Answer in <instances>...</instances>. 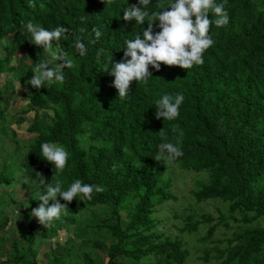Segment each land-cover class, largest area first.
Instances as JSON below:
<instances>
[{
	"label": "trees",
	"instance_id": "1",
	"mask_svg": "<svg viewBox=\"0 0 264 264\" xmlns=\"http://www.w3.org/2000/svg\"><path fill=\"white\" fill-rule=\"evenodd\" d=\"M158 2L151 0L147 10L161 11ZM174 2L167 0L163 8ZM214 2L224 3L229 23L216 26L209 10L214 43L203 53L204 63L189 69L161 64L159 71L149 65L151 77L131 82L128 96L119 98L107 71L124 58L125 41L148 27L147 20L140 25L122 18L138 0H0V264H186L189 253L181 235L201 227L198 251L207 264H264V0ZM29 21L69 31L44 51L30 42ZM158 23L153 34L160 31ZM93 28L101 31L99 39ZM76 35L86 45L83 56L75 49ZM54 46L71 60L62 70L64 81L53 79L39 90L26 85L37 61H50L49 67L60 62L50 60ZM18 53L23 56L13 64ZM15 85L27 89L24 113L47 117L33 119L27 129L31 137L23 141L9 130L3 109L4 96ZM178 93L185 97L179 115L156 119V101ZM44 142L68 152L62 171L44 160ZM161 142H179L184 153L168 161L207 175L191 191L195 204L225 205L217 217L197 215L190 207L174 213L175 236L160 231L166 217L159 215L176 201L164 179L168 161L155 159ZM77 179L104 191H94L91 200L82 194L71 202L57 197L68 214L44 225V236L51 239L73 224L69 246L60 248L56 241L58 249L48 250L40 263L31 220L26 222L30 231L8 244L6 207L18 201L16 189L27 194L21 206L29 217L42 203L35 198L47 183L59 180L67 190ZM84 211L89 216L76 221ZM219 229L225 232L216 237ZM92 250L105 251L107 261L91 257Z\"/></svg>",
	"mask_w": 264,
	"mask_h": 264
},
{
	"label": "clouds",
	"instance_id": "2",
	"mask_svg": "<svg viewBox=\"0 0 264 264\" xmlns=\"http://www.w3.org/2000/svg\"><path fill=\"white\" fill-rule=\"evenodd\" d=\"M167 0H159L157 6H161L159 12H150L147 6L151 0H138V4L129 5L123 11V20H135L137 24L143 25L147 20V29L141 30L134 39L125 41L126 51L124 58L111 66L107 73L113 76V86L118 90L119 98H125L129 94L131 82L144 81L151 77L149 65L156 71L160 70V65L179 66L183 69L192 68L193 65L204 63L202 58L206 49L210 48L214 41L209 36L211 23L208 16L209 10L217 17L214 21L216 26H223L229 23V15L225 11L224 3L216 4L214 0H175L163 8ZM193 17L195 18L193 20ZM158 23L159 32L153 34V25ZM31 34V43L43 46L44 51L52 48V42L59 40L62 34L68 33L69 29L57 26L52 30H47L29 21L25 25ZM84 29H81L83 32ZM92 32L96 39L102 35L101 31L93 28ZM142 33V35H141ZM75 49L81 56L86 53V45L79 35L74 37ZM130 57V59H128ZM55 59L60 61L54 67H49L50 61H37L33 70L32 78L26 81V85L39 90L46 82H63L65 76L62 70L71 67V60L68 54L58 51ZM112 57L109 58L111 64ZM27 90V89H25ZM185 97L183 94L163 95L156 101V119L173 120L179 115V107ZM161 133L163 132L160 131ZM177 144L171 142H161L158 145V152L155 157L157 161L175 160L183 156V151ZM44 160L55 166L59 172L62 171L68 161V152L64 147L56 143L44 142L40 145ZM103 192L104 188L99 185L83 183L77 179L68 187L62 190L61 182L57 180L55 184L47 183L42 191L37 192L35 200L41 201L39 206L32 210L31 216L38 219L41 225H47L54 219H58L62 212L68 214L67 204H61L57 197L63 201L71 202L78 194L82 198L92 199L93 192ZM53 203L49 205V202Z\"/></svg>",
	"mask_w": 264,
	"mask_h": 264
},
{
	"label": "rangeland",
	"instance_id": "3",
	"mask_svg": "<svg viewBox=\"0 0 264 264\" xmlns=\"http://www.w3.org/2000/svg\"><path fill=\"white\" fill-rule=\"evenodd\" d=\"M1 46V45H0ZM58 51H61L58 46L53 47L52 54L49 55L50 60L54 63L56 61L55 55ZM23 56L22 53H18V56L13 57V64H17L20 57ZM48 57V54H47ZM3 76H0V85L3 83L1 80ZM26 92L22 88H19L15 85L13 89V93L9 91V93L5 94V102L3 109L11 121L9 130L16 134V137L23 141L29 139L31 134L28 133L27 129L33 122V119L42 118L43 120H47V117L43 115V112H40L38 115L34 113H24L27 109V99L25 96ZM50 115L49 112H46ZM159 161L157 162V164ZM168 168L164 174V179L169 180L170 183V192L175 196L176 201H170L166 206L167 212L164 214H160L159 217H166L165 219V230H160L162 232H167L170 235H177V230L175 226L179 225V220L174 218V213H181L182 211H188L189 207L194 211L197 215H201L202 213L211 214L214 217L218 216L217 209L221 212H225V205L219 204L216 202H206L203 204H195L194 200L191 198V191L194 190L195 183L197 181H206L205 173H194L191 170H182L179 168L178 163H173L171 161L167 162ZM14 195L17 202H11L6 207V216L8 217L7 230H5L3 235H6V239L8 244L13 242L15 239H19L22 233H27L30 231L26 222L31 220L32 222V234L34 242V248L38 249V255H36L37 260L40 263H45L46 258L44 254L50 249H58V247H64V245L69 246L68 239L73 235V224L67 226L66 229L60 228L57 231V236L52 237L51 239H47L44 236V226L41 225L37 218L26 216L24 209L21 204L24 201L23 199L27 195L26 192H21L19 190L14 191ZM100 209L96 208L94 211L98 212ZM90 211H84L75 216L76 221H81L86 219L89 216ZM189 212V211H188ZM31 214V213H30ZM230 224L233 226L235 222L231 221ZM204 228H200V230L196 233L192 234H182L181 239L185 243V247L189 253V256L186 260V264H207L206 262L201 260V252L198 251L200 244H198L197 240L204 234ZM77 232H80L81 229H75ZM225 231L219 229L218 233L215 234L216 237H221ZM76 234V233H75ZM80 234V233H78ZM77 235V234H76ZM59 246L55 245V242ZM78 242V240H76ZM91 257L94 255H99L101 260L106 262V254L105 251L101 250H92L90 253ZM80 260V258H77Z\"/></svg>",
	"mask_w": 264,
	"mask_h": 264
}]
</instances>
